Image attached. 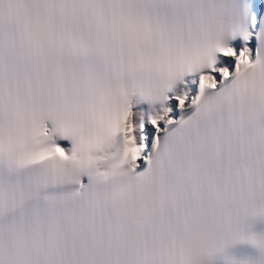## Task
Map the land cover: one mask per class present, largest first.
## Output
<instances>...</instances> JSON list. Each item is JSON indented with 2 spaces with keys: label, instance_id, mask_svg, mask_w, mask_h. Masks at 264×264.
<instances>
[{
  "label": "snow or ice",
  "instance_id": "snow-or-ice-1",
  "mask_svg": "<svg viewBox=\"0 0 264 264\" xmlns=\"http://www.w3.org/2000/svg\"><path fill=\"white\" fill-rule=\"evenodd\" d=\"M0 264H264V0H0Z\"/></svg>",
  "mask_w": 264,
  "mask_h": 264
}]
</instances>
